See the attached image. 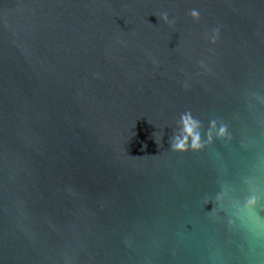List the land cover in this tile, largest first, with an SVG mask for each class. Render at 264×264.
Listing matches in <instances>:
<instances>
[{"label":"water","instance_id":"1","mask_svg":"<svg viewBox=\"0 0 264 264\" xmlns=\"http://www.w3.org/2000/svg\"><path fill=\"white\" fill-rule=\"evenodd\" d=\"M0 264H264V0H0Z\"/></svg>","mask_w":264,"mask_h":264},{"label":"clouds","instance_id":"2","mask_svg":"<svg viewBox=\"0 0 264 264\" xmlns=\"http://www.w3.org/2000/svg\"><path fill=\"white\" fill-rule=\"evenodd\" d=\"M194 21L200 20V12L197 9H192L189 13ZM165 24L174 23L169 20L167 13L158 18ZM211 44H215L219 38V29H214L213 34L207 37ZM187 87V85H185ZM203 124L196 119L191 111H186L179 116L176 125V131L169 139L170 150L177 153H186L188 151L198 152L203 150L206 146L213 143L216 139H231V134L227 124L220 123L218 125L216 120L209 122L206 132L202 133ZM222 194H217L219 198ZM249 203H254V198ZM231 223V222H230Z\"/></svg>","mask_w":264,"mask_h":264}]
</instances>
